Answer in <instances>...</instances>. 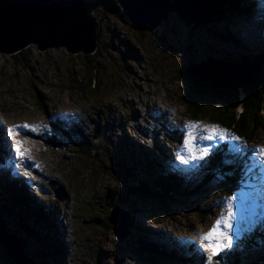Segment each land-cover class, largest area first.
Returning <instances> with one entry per match:
<instances>
[{
    "label": "rangeland",
    "instance_id": "rangeland-1",
    "mask_svg": "<svg viewBox=\"0 0 264 264\" xmlns=\"http://www.w3.org/2000/svg\"><path fill=\"white\" fill-rule=\"evenodd\" d=\"M104 2L102 5L98 0H88L86 4L100 31L99 47L93 55H72L64 48L41 52L36 45H32L25 55L0 54V124L6 138L3 148L7 145L4 150L8 151V158L5 155L2 159L9 166L5 173L23 174L27 168L32 175L24 178L34 186L33 197L50 203L63 226L78 229L77 237L73 238L78 243L76 257L74 262L72 257L68 258L66 264H180L168 258L161 260L158 254L138 248L135 252L130 247L125 249L127 240L120 241L110 229L82 223V219L90 221L91 217H106L102 213L105 208L100 209L98 203L85 206L84 199L87 202L91 198L101 200L109 191L117 198L123 197L132 182L125 183L109 170L115 164L113 159L93 158L77 149L71 141L61 138L57 125L61 124L62 129L66 126L67 130L83 125L88 129L90 139L100 144L104 141V145H108V138H112L113 145L109 146L112 153L115 145L125 139L132 143L128 148L129 156L138 157L149 152L150 160L157 159L156 154L163 157L154 145L149 144L155 140L174 156L176 166L173 167L201 169L197 177L203 175V167L211 168V161L216 156L225 161L226 167L235 161L239 168L234 177L236 182L219 175L204 188L205 177L198 182L192 175L191 187L201 189L197 194L191 193V198L182 203L165 201V209L164 205L158 206L164 211L155 209L149 214L123 208L130 223L129 230L134 219L139 230L149 235L144 237L157 248L174 254L188 250L187 256H183L187 258L184 264H206L207 254L201 250L204 243L201 237L218 221H227L229 208L235 217V243H240L254 228L264 231V160L256 151L264 147V132L259 129L255 142L251 143L241 138L242 143L204 140L202 129L219 125L213 114L196 122L186 113L183 99L187 89L179 74L180 63L187 65L193 59L201 63L212 57L222 62L237 60L235 64H238L240 56L264 51V0H251L252 16L236 14L233 19L238 25L226 24L223 20L228 18L219 23L214 20L211 31L189 27L173 15L157 32V37L166 43H160L155 36L134 31L125 22L123 9L116 15L106 11V8L117 9L113 5H120L118 0L114 3L111 0L109 6ZM167 45L172 52H168ZM94 80L96 90L89 84ZM40 95L47 111L40 107ZM214 103L221 105L217 100ZM217 105L213 108H218ZM25 123L37 126L39 134L20 129L27 137L26 148L30 150V157L25 166L17 168L15 165L19 162L11 149L7 128ZM193 123L199 125L195 130L196 146L211 148L210 155L203 160H192L184 147V140L188 137L186 126ZM56 136L64 142V147L51 144ZM231 148L233 153L229 154ZM7 166L2 164V167ZM229 198L231 203H228ZM142 202L154 204L150 198ZM35 230L40 232L37 226ZM36 235L27 240L26 248L32 254L37 253ZM68 238L63 234L61 240L67 242ZM235 243L233 246L238 245ZM259 246L264 255V241ZM231 250L233 247L215 260L226 264L224 254ZM252 255L257 257L260 253ZM0 264L7 263L1 258Z\"/></svg>",
    "mask_w": 264,
    "mask_h": 264
},
{
    "label": "trees",
    "instance_id": "trees-1",
    "mask_svg": "<svg viewBox=\"0 0 264 264\" xmlns=\"http://www.w3.org/2000/svg\"><path fill=\"white\" fill-rule=\"evenodd\" d=\"M98 1L103 5L104 0ZM212 1L215 6V18L218 23L224 18L234 16L237 12L244 16H252L254 14L253 12L251 14V0ZM112 2L114 3L115 0H112ZM104 4L105 6L112 5L111 0H105ZM113 6L117 8L118 12L122 9L119 5ZM223 21L234 24V21L231 20ZM226 37L229 39V35ZM238 44L241 43L239 42ZM21 53L22 55H25L26 53H29V49ZM241 57L242 59H237L244 62H254L259 67L263 68L259 76L248 87L242 91L237 90L234 93L227 94L212 91L206 83V88L200 89V91L197 90L199 93H196V98L191 97V95H184L183 100L186 106V113L192 118V120L197 122L205 115L213 114V118L219 126L232 131L237 137L251 143L255 142L259 129H262L264 132V51ZM236 61L237 60H228V62L225 63L234 64ZM182 73L181 78L184 80L185 76L189 80V75H184V71ZM89 84L95 88L94 90H96L95 80L90 81ZM40 96V107L43 111H47V107L42 100V95ZM213 100H219L221 102V105H217L218 108L216 109L213 108L214 104H208ZM60 126L57 125L56 129L63 136L61 138L67 142L71 141L77 146V149H81L84 153L93 158L100 159L101 157H105L107 159L109 158L110 161L113 159L115 164L113 165L111 163L113 167L109 170L125 183L132 182V185L129 186V191L127 189V192L123 197L117 198L112 191H109L107 195H103L101 200H96L97 202L92 198L89 202L84 199V204L86 203L85 206L88 205L91 207L98 203L100 209L105 208V211H102V213H104L106 217L104 219H101L100 217H91L90 221L82 219L83 224L87 225L93 223L113 231L112 226L108 222V218L112 210L115 208L135 209V211H133L134 213L149 214L150 211L153 212L152 210L159 209V205H164L163 208L165 209V201L170 204L182 203L184 200L191 198L189 197L191 196V193L192 195L197 194L199 193L198 189H201V187H191L190 185L192 182L190 177L192 175L196 176L197 174L189 173L186 169H183V172L179 170L174 171L183 174L185 176L184 180H180L178 176L171 175L169 170H173L171 167L175 159L171 152L165 147H162L155 140L152 142L149 141V144L150 146L154 145V147H156V151L163 156V161H159L158 159L150 160V153H143V155L138 157L136 155L129 156L128 148L132 146L131 143H128L125 139L119 141L120 143L115 145V149L112 153V150L110 149V147H112L111 145H113L112 138H108V145H104V141L100 144L95 139H90L87 135L88 129L83 125H76L74 126V129L71 128L69 130H67L68 128L65 126L64 129L66 131ZM2 137L3 132L0 125V225L5 229L9 236L19 237L24 245L29 244L27 240L37 234V253H30V255L38 260V264H66L68 258L71 259V257L72 262H74L78 243L76 239L73 238L77 237L78 229L75 227L69 228L63 226L62 222L59 221V215H56L55 211H53V206L50 207V203L44 201L40 197H33V191L31 187L27 185L24 173L22 175L19 173L6 175L5 171H9V166H7L8 162L2 159L6 155V152L3 149ZM63 143L64 142L60 140V137L56 136L51 144L53 146L64 147ZM142 160L144 161V164L141 167L140 164L143 163ZM223 163L224 161L221 157L216 156L214 160L211 161V168L204 169L202 172L203 175L196 178L198 182L202 177H205L202 185L205 188L209 181L215 180L219 175L229 178L231 182H236L234 177L238 172V169L235 166L237 163L233 161V165L229 167L224 166ZM2 164H5L7 167H2ZM156 168L160 171L166 172V175H159ZM78 170L75 172L78 173ZM56 186L61 187L60 185H55V187ZM148 198L153 199L154 204L147 205L142 202V200H148ZM164 209L159 210L164 211ZM81 211L82 209L79 213ZM133 222L134 224L129 230V238L127 239L125 249L130 247L135 252L136 248H138L144 252L158 254L161 260L168 258L171 261L184 264L186 261L184 259L187 258L183 256H187L188 250L184 251L183 254H178L175 249L174 250L177 254H174V252L167 253L162 251L161 248H157L155 244H151L150 241L144 237H148L149 235H144L145 232L142 233L141 230H139L134 219ZM36 226L40 228L39 233L35 230ZM45 230L48 231V233L45 232ZM263 233V230L255 232L248 240H246L243 247L244 254L237 251L236 246H233L231 252L224 254V257L227 258L226 264L264 263V260H262L264 259V255L261 253L259 246V244L264 241ZM63 234L69 236L67 242L61 240ZM161 236L166 237V235ZM83 237L84 235L82 238ZM254 252H258L260 255L254 257V255H252ZM179 255H181V257ZM39 259L41 261H39ZM45 260L48 263L45 262Z\"/></svg>",
    "mask_w": 264,
    "mask_h": 264
},
{
    "label": "water",
    "instance_id": "water-1",
    "mask_svg": "<svg viewBox=\"0 0 264 264\" xmlns=\"http://www.w3.org/2000/svg\"><path fill=\"white\" fill-rule=\"evenodd\" d=\"M86 2L0 0V54L14 56L36 45L41 52L65 48L72 55H93L98 50L100 31L96 19L87 10ZM118 3L124 11L122 16L125 22L134 31L155 36L160 43L166 42L157 37V32L173 15L187 26L201 31H211L216 17L212 0H118ZM106 11L116 15L118 10L106 8ZM167 47L168 52H172ZM180 65V76L183 71L184 75H189L190 81L184 75L182 79L187 89L186 95L195 98L196 93H199L197 90L207 87L206 83L215 92L230 94L242 91L263 70L255 64H229L212 57L201 63L193 59L187 65ZM213 101L208 104H213ZM108 222L120 241L129 238L130 223L122 208L112 210ZM1 258L7 264H38L27 253L22 240L17 236H9L0 225Z\"/></svg>",
    "mask_w": 264,
    "mask_h": 264
},
{
    "label": "snow or ice",
    "instance_id": "snow-or-ice-1",
    "mask_svg": "<svg viewBox=\"0 0 264 264\" xmlns=\"http://www.w3.org/2000/svg\"><path fill=\"white\" fill-rule=\"evenodd\" d=\"M186 127L188 129V137L184 140V147L187 149L189 157L192 160L206 159L211 153V148L196 146L195 130L199 125L193 123ZM20 129L39 134V128L37 126H30L26 123L7 128V135L11 140V149L15 154L16 161L19 162L15 165L17 168L25 166L26 159L30 157V150L26 148L27 137L22 135ZM202 131L205 133L203 139L211 143H215L217 140H231L235 143H242L239 137L217 125L205 127ZM256 151L259 153L260 158L264 160V147ZM183 162L188 163V160H184ZM24 175L26 177H31L32 173L25 168ZM228 203H231V198H229ZM234 219L235 217L233 216L232 209L229 208L227 221H218L207 234L201 237V240L204 242L201 250L203 253L207 254L206 264H221V262L216 261L215 258L221 256L227 249L233 247L235 243V237L233 235ZM237 235L239 234L237 233Z\"/></svg>",
    "mask_w": 264,
    "mask_h": 264
},
{
    "label": "clouds",
    "instance_id": "clouds-1",
    "mask_svg": "<svg viewBox=\"0 0 264 264\" xmlns=\"http://www.w3.org/2000/svg\"><path fill=\"white\" fill-rule=\"evenodd\" d=\"M86 7H87V6H86ZM230 24H231V23H230ZM230 24H229V25H230ZM237 25H238V24H237ZM245 56H246V55H245ZM239 58H242V57L240 56ZM240 61H241V60H240ZM242 62H244V61H241L240 63H242ZM240 63H238V64H240ZM247 63H251V62H247ZM251 64H252V63H251ZM2 132H3V130H2ZM2 139H3V143L6 142V141H5L6 138H4V134H3ZM6 146H7V145H6ZM6 146H4L3 149H6ZM5 152H6V154H8V151H7V150H5ZM144 153H147V154H148L149 152H144ZM150 155H151V154H150ZM157 155H158V154H156V156H157ZM6 157L8 158L7 155H6ZM155 160H156V159H155ZM158 174H159V172H158ZM20 175H21V174H20ZM28 182H29V181H28ZM27 185H29V183H27ZM29 186H30V185H29ZM30 187H31V189L33 188V186H30ZM32 191H33V190H32ZM33 194H34V191H33Z\"/></svg>",
    "mask_w": 264,
    "mask_h": 264
},
{
    "label": "bare ground",
    "instance_id": "bare-ground-1",
    "mask_svg": "<svg viewBox=\"0 0 264 264\" xmlns=\"http://www.w3.org/2000/svg\"><path fill=\"white\" fill-rule=\"evenodd\" d=\"M54 49H56V48H54ZM60 49H62V48H60ZM65 49V48H64ZM49 50V49H48ZM47 51V50H46ZM45 52V51H44ZM77 55H79V54H77ZM91 56V55H90ZM145 228V227H144ZM25 246V249H26V251H27V253H29L28 252V250H27V248H26V245H24ZM30 254V253H29ZM39 261H41L40 259H39Z\"/></svg>",
    "mask_w": 264,
    "mask_h": 264
}]
</instances>
